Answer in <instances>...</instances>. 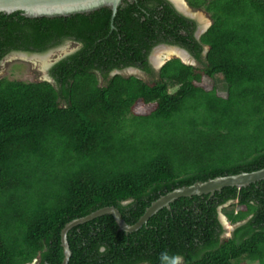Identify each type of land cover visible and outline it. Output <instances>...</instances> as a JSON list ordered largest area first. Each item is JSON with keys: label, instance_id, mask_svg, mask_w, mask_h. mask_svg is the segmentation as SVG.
I'll list each match as a JSON object with an SVG mask.
<instances>
[{"label": "trees", "instance_id": "trees-1", "mask_svg": "<svg viewBox=\"0 0 264 264\" xmlns=\"http://www.w3.org/2000/svg\"><path fill=\"white\" fill-rule=\"evenodd\" d=\"M187 1L212 19L199 41L166 0H126L114 18L0 13V64L80 45L50 81L0 79V264H62L73 220L114 207L134 225L175 189L264 168V0ZM160 43L196 65L153 71ZM128 68L147 81L115 74ZM67 242V264H264V180L177 199L133 233L104 215Z\"/></svg>", "mask_w": 264, "mask_h": 264}, {"label": "water", "instance_id": "water-1", "mask_svg": "<svg viewBox=\"0 0 264 264\" xmlns=\"http://www.w3.org/2000/svg\"><path fill=\"white\" fill-rule=\"evenodd\" d=\"M124 0H0V13L7 15L21 12L28 18H54L69 17L76 14H88L102 8H109L112 18L115 17L118 8ZM179 12H182L179 9ZM189 59V54L180 50ZM186 64L184 61H182ZM264 180V168L252 172L242 173L233 176L217 177L206 182H197L191 186L175 189L174 191L160 197L153 202L144 215L134 225H128L122 218L119 211L114 207H105L80 219L73 220L65 225L61 231V246L63 248L64 259L62 264H67L71 252L67 242V233L73 227L89 222L95 218L111 215L119 231L133 233L138 231L147 221L163 208L180 198L202 196L221 191L226 187L243 188L250 184Z\"/></svg>", "mask_w": 264, "mask_h": 264}, {"label": "rangeland", "instance_id": "rangeland-1", "mask_svg": "<svg viewBox=\"0 0 264 264\" xmlns=\"http://www.w3.org/2000/svg\"><path fill=\"white\" fill-rule=\"evenodd\" d=\"M194 18L204 26L210 25L209 15L203 11H195ZM77 48L78 46L76 44L66 42L61 47L50 50L40 55V57H35L29 54H11L6 57L0 64V79L6 78L10 81L20 80L24 82L34 83L47 80V69L51 66L52 62L61 57L63 53L65 55L67 53L75 51ZM166 51V49H157V51H155V54H164L166 53ZM41 56H45L46 58H43ZM171 58H175V55H171L170 59ZM194 65H196V63H194ZM141 78L147 81L146 77ZM134 112L138 114H144L145 107L136 105V107L134 108ZM221 218L223 219L222 215ZM225 224L227 225L229 223L225 222ZM225 237H228V235H225Z\"/></svg>", "mask_w": 264, "mask_h": 264}, {"label": "flooded vegetation", "instance_id": "flooded-vegetation-1", "mask_svg": "<svg viewBox=\"0 0 264 264\" xmlns=\"http://www.w3.org/2000/svg\"><path fill=\"white\" fill-rule=\"evenodd\" d=\"M126 1V0H124ZM123 1V2H124ZM169 4H171L175 10L180 13L181 15H183L184 17L190 19L192 22L195 23V31H194V38L199 41L200 40V37L210 28V26L212 25V19L210 18V15L208 13H206L204 10L202 9H193L192 7H190L189 3L187 0H177V2H175L174 0H166ZM122 2V3H123ZM122 5V4H121ZM179 9L182 11V12H179ZM195 11H203L205 12L206 14L209 15V21H210V25L209 26H204L202 25V23H200L199 21H197L195 18H194V13ZM78 46V48L75 50L77 51L79 48H80V45L79 44H76ZM157 49H166V53L164 54H158L156 55L155 54V51H157ZM171 50H174L176 52H178V54H183L180 50H184L183 48L181 47H178V46H172L170 44H167V43H160L158 45H156L149 53L148 55V63L149 65L151 66L152 70L153 71H156L158 72L159 70L156 68L155 65L159 66L160 64H166L168 61H170V54H167V53H170ZM208 50V48H205V52ZM74 51V52H75ZM186 51V50H184ZM204 52V53H205ZM188 53V52H187ZM189 54V53H188ZM172 56L175 55V57H177L178 59V56L176 54H171ZM184 56H186L185 54H183ZM189 59L194 61L196 63V61L194 60V58L189 54ZM180 58V57H179ZM186 56V59L184 62L187 63V61L189 60ZM154 61V63H153ZM153 63V64H152ZM115 74H120L124 77H130V76H135V77H147V75L141 71V70H138L136 68H128V69H125V70H122L120 72H115Z\"/></svg>", "mask_w": 264, "mask_h": 264}, {"label": "clouds", "instance_id": "clouds-1", "mask_svg": "<svg viewBox=\"0 0 264 264\" xmlns=\"http://www.w3.org/2000/svg\"><path fill=\"white\" fill-rule=\"evenodd\" d=\"M74 44V43H73ZM74 52V51H73ZM73 52H70V53H67V54H65L64 55V53H63V55L61 56V57H59L57 60H55V61H53L52 62V64H51V66H53L55 63H57L59 60H61V59H63L64 57H66V56H68L69 54H71V53H73ZM187 52V51H186ZM15 54V53H14ZM16 54H23V55H27L26 53H16ZM44 54V53H43ZM11 55V54H10ZM29 55H32V56H35V57H40V55H42V54H29ZM9 56V55H8ZM7 56V57H8ZM41 57H45V56H41ZM46 58V57H45ZM173 59H177V57H175V58H173ZM178 59L182 62L183 60L182 59H180L179 57H178ZM170 60H172V58L170 59ZM192 64H191V63ZM153 63H154V61H153ZM183 63V62H182ZM186 63V62H185ZM194 61H192V60H188L187 61V63H186V65H194ZM155 64V63H154ZM184 64V63H183ZM51 66L47 69V70H49L50 68H51ZM156 66V68L158 69V70H160L163 66H164V64H160L159 66H157V65H155ZM46 77H47V81H50V79L48 78L49 76H48V71H47V75H46ZM45 81V80H44ZM221 209V208H220ZM222 215V214H221ZM223 216V215H222ZM220 218H221V216H220ZM221 220H222V223L224 224V226H225V228L227 229L226 230V235H228L229 236V232L232 230V226H230V224H225V222H226V219H225V217L223 216V219L221 218Z\"/></svg>", "mask_w": 264, "mask_h": 264}, {"label": "bare ground", "instance_id": "bare-ground-1", "mask_svg": "<svg viewBox=\"0 0 264 264\" xmlns=\"http://www.w3.org/2000/svg\"><path fill=\"white\" fill-rule=\"evenodd\" d=\"M175 2H177V0H174ZM167 54H170L169 56H171V54H176L178 57H180L183 61H185L186 59V56H184L183 54H178V52L174 51V50H171L170 53H167Z\"/></svg>", "mask_w": 264, "mask_h": 264}]
</instances>
